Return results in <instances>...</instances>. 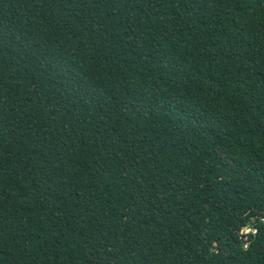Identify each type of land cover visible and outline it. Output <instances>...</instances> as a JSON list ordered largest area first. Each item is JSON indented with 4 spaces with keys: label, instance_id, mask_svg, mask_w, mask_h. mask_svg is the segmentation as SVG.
<instances>
[{
    "label": "trees",
    "instance_id": "16d2710c",
    "mask_svg": "<svg viewBox=\"0 0 264 264\" xmlns=\"http://www.w3.org/2000/svg\"><path fill=\"white\" fill-rule=\"evenodd\" d=\"M0 264H264V0H0Z\"/></svg>",
    "mask_w": 264,
    "mask_h": 264
},
{
    "label": "rangeland",
    "instance_id": "374dc122",
    "mask_svg": "<svg viewBox=\"0 0 264 264\" xmlns=\"http://www.w3.org/2000/svg\"><path fill=\"white\" fill-rule=\"evenodd\" d=\"M247 231H249L250 229L249 228H246Z\"/></svg>",
    "mask_w": 264,
    "mask_h": 264
}]
</instances>
